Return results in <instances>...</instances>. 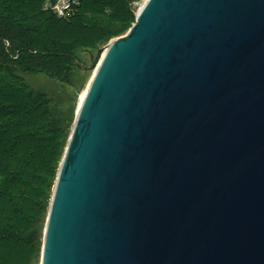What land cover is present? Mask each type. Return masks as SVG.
<instances>
[{
  "label": "water",
  "instance_id": "1",
  "mask_svg": "<svg viewBox=\"0 0 264 264\" xmlns=\"http://www.w3.org/2000/svg\"><path fill=\"white\" fill-rule=\"evenodd\" d=\"M92 60L41 264H264V0H148Z\"/></svg>",
  "mask_w": 264,
  "mask_h": 264
},
{
  "label": "trees",
  "instance_id": "2",
  "mask_svg": "<svg viewBox=\"0 0 264 264\" xmlns=\"http://www.w3.org/2000/svg\"><path fill=\"white\" fill-rule=\"evenodd\" d=\"M45 1L0 0V264H28L40 256L44 229L37 235L34 225L46 221L53 192L45 186L55 183L71 133L60 125L49 96L9 79L22 71L72 81L83 70L79 52L92 48L102 32L81 20L64 24L74 17L45 10ZM76 10L118 20L127 2L82 0ZM73 23L94 30L95 39L71 37ZM13 246L19 250L15 263L5 253Z\"/></svg>",
  "mask_w": 264,
  "mask_h": 264
},
{
  "label": "rangeland",
  "instance_id": "3",
  "mask_svg": "<svg viewBox=\"0 0 264 264\" xmlns=\"http://www.w3.org/2000/svg\"><path fill=\"white\" fill-rule=\"evenodd\" d=\"M125 1L127 2V10H125L126 13L123 12V16H121L118 20H114L106 16H93L89 13L80 11L77 13V8H75L74 12H72L67 17L72 18L73 16V20L63 22L64 24H70L73 21L77 23L79 22V20H81L83 21L84 25L93 27L95 26L94 28H96L97 30H102V32L100 33V37L96 38V41L92 43V48L82 49V51L79 52L78 57L80 59V62L82 63L81 66L83 70H81L79 74L74 76L72 81L60 82L42 73H25L22 71H14L13 75H11V80L9 79V81L12 83L25 84L29 87V89H32L35 92L44 93L49 96L51 101L50 107L51 109L53 108L55 115L60 118V125L65 130L71 129V133L76 120L81 95L88 87L89 82L91 81L94 74V70H92V66L94 63L92 57H96L99 49L108 47L109 44L113 42V40L125 36L129 32L131 27L136 22V18L140 8L143 6L146 0ZM75 14H77V16H74ZM69 28L72 32L69 33L71 34V37H74L75 39H78L80 41L88 42L95 39L96 37V35L92 32L94 30H85L80 24L73 23L71 26H69ZM71 133L69 135V138L71 136ZM62 161L63 159L61 160L59 166H57L56 168L55 183L53 185L51 183V185L47 184L45 186L47 190L49 189V192L52 190V192L54 193ZM49 192L47 193L48 195ZM52 198L53 196L49 198V210ZM47 218L45 222L35 223L34 227L37 230V235L40 233V229H44L45 233ZM44 236L45 234H42L40 237V239L42 240V251L40 256L38 255L37 257H35L34 255L31 259V262L28 264L42 263ZM5 253L10 257L9 261L11 263H15L18 259L19 250L16 246H13L12 250L9 249Z\"/></svg>",
  "mask_w": 264,
  "mask_h": 264
},
{
  "label": "built area",
  "instance_id": "4",
  "mask_svg": "<svg viewBox=\"0 0 264 264\" xmlns=\"http://www.w3.org/2000/svg\"><path fill=\"white\" fill-rule=\"evenodd\" d=\"M82 0H46L44 9L54 12L60 18H67Z\"/></svg>",
  "mask_w": 264,
  "mask_h": 264
},
{
  "label": "bare ground",
  "instance_id": "5",
  "mask_svg": "<svg viewBox=\"0 0 264 264\" xmlns=\"http://www.w3.org/2000/svg\"><path fill=\"white\" fill-rule=\"evenodd\" d=\"M147 1H148V0H146L145 3H146ZM145 3L143 4V6L145 5ZM143 6L140 8V10L143 8ZM140 10H139V11H140ZM94 74H95V71H94ZM94 74H93V76H94ZM91 80H92V79H91ZM90 82H91V81H90ZM90 82H89V84H90ZM88 87H89V85H88ZM88 87L85 89V91H84L83 94L81 95L80 102H79V106L81 105V103L83 102V100H84V98H85V95H86V93H87Z\"/></svg>",
  "mask_w": 264,
  "mask_h": 264
}]
</instances>
